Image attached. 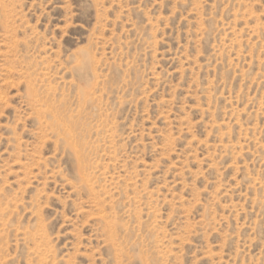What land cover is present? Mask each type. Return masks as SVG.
<instances>
[{
	"label": "rangeland",
	"instance_id": "1",
	"mask_svg": "<svg viewBox=\"0 0 264 264\" xmlns=\"http://www.w3.org/2000/svg\"><path fill=\"white\" fill-rule=\"evenodd\" d=\"M0 264H264V0H0Z\"/></svg>",
	"mask_w": 264,
	"mask_h": 264
}]
</instances>
